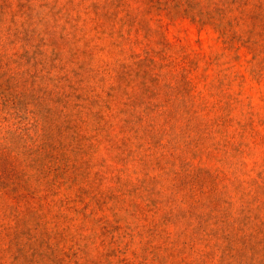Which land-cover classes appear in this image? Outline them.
I'll use <instances>...</instances> for the list:
<instances>
[{"label": "rangeland", "instance_id": "374dc122", "mask_svg": "<svg viewBox=\"0 0 264 264\" xmlns=\"http://www.w3.org/2000/svg\"><path fill=\"white\" fill-rule=\"evenodd\" d=\"M0 264H264V0H0Z\"/></svg>", "mask_w": 264, "mask_h": 264}]
</instances>
